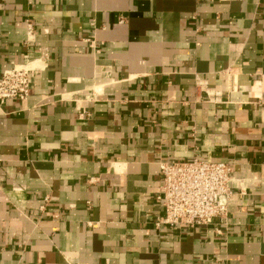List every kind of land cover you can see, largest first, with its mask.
I'll return each instance as SVG.
<instances>
[{
	"label": "crops",
	"instance_id": "crops-1",
	"mask_svg": "<svg viewBox=\"0 0 264 264\" xmlns=\"http://www.w3.org/2000/svg\"><path fill=\"white\" fill-rule=\"evenodd\" d=\"M27 59L0 264H264V0H0V79ZM194 159L230 165L226 220L157 226L161 164Z\"/></svg>",
	"mask_w": 264,
	"mask_h": 264
},
{
	"label": "built area",
	"instance_id": "built-area-1",
	"mask_svg": "<svg viewBox=\"0 0 264 264\" xmlns=\"http://www.w3.org/2000/svg\"><path fill=\"white\" fill-rule=\"evenodd\" d=\"M43 63L42 59L32 62L27 59L5 71L0 79V103L10 99L27 101L31 79ZM161 175L158 199L165 215L157 220V226L194 227L208 225L214 219L226 220L234 195L228 163L199 159L164 162Z\"/></svg>",
	"mask_w": 264,
	"mask_h": 264
}]
</instances>
